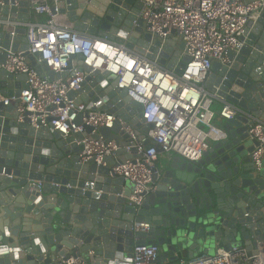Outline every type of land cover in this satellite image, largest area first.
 <instances>
[{
	"label": "water",
	"instance_id": "1",
	"mask_svg": "<svg viewBox=\"0 0 264 264\" xmlns=\"http://www.w3.org/2000/svg\"><path fill=\"white\" fill-rule=\"evenodd\" d=\"M144 2L58 0L57 5L58 13L65 15L79 33L107 37L183 74L191 59L185 43L177 37L163 45L153 40L138 16ZM31 20L27 0H20L19 6H11L8 0L0 5V21L24 24L14 29L15 35L10 30L0 31V63H5L9 50L27 52L25 24ZM242 40L243 47L230 54L233 63L214 62L204 83L208 91L217 93V100L237 110L233 118L224 120L222 129L227 137L212 142L197 161L174 156L161 165L153 179L155 188L145 193L140 205L127 201L133 183L109 174L115 164L113 157H104L101 164L94 158L80 162L83 145L78 142L93 127L86 125L84 132L64 137L49 127L30 126L26 115L21 120L19 97L27 87V75L2 69L0 264H49L56 255L75 253L89 261H130L134 246L140 244L158 246V262L174 264L180 259L210 255L217 247L251 249L255 239L264 241V163L261 170L255 169L251 153L258 142L248 133L252 119L264 118V8L248 22ZM37 55L28 57L39 73L43 75L45 70L50 79L61 76L46 63L39 64ZM85 69L91 70L88 66ZM93 76L102 85H110L90 92L96 82L87 85L92 80L87 76L83 91L88 94L78 101L88 102L98 92L105 102L112 101L107 106L99 102L97 108L116 112L125 107L120 115L136 128L139 139L145 138L146 149L152 147L151 139L139 130L148 132L154 127L145 124L142 105L132 100L127 90L117 87L115 75L96 70ZM121 128L116 121L112 128L102 127L91 138L122 136L127 140L119 150L123 161L135 155H122L130 135ZM39 181L43 182L41 190Z\"/></svg>",
	"mask_w": 264,
	"mask_h": 264
},
{
	"label": "built area",
	"instance_id": "2",
	"mask_svg": "<svg viewBox=\"0 0 264 264\" xmlns=\"http://www.w3.org/2000/svg\"><path fill=\"white\" fill-rule=\"evenodd\" d=\"M8 1L11 6L20 5V0ZM27 1L34 18L25 24L29 48L27 52L9 50L5 63H0V71L27 75V87L19 97L20 119L26 115L30 126L36 129L49 127L51 132L59 131L64 137L73 132H84L86 125L93 127V131L78 142L83 145L80 162L94 158L101 164L104 157H113L115 164L110 166L109 174L124 177L134 185L128 196L129 204H141L145 193L155 188L153 179L159 174L160 166L169 159L179 156L197 161L212 142L227 137L226 132L214 124L216 112L213 107L218 95L208 91L204 83L214 62L228 66L233 63L230 54L237 53L245 44L242 37L247 24L264 8V0H145L138 16L143 19L153 40H159L163 45L169 38L177 37L186 45L191 59L181 75L124 44L107 37L79 33L71 23H64L60 18L58 0ZM4 4L5 0H0V5ZM39 18L41 21L37 20ZM18 25L24 24L0 21V31L14 26L10 31L15 35L14 29ZM37 53L40 54L36 56L37 62L46 63L49 69L61 75L59 78L50 79L45 70L43 75L37 71L28 57V54ZM85 66L91 70L87 71ZM96 70L115 75L117 87L127 90V95L142 105L145 124L152 123L154 127L148 132L139 130L151 139L152 147L146 149L145 138L139 139L136 128L128 125L120 115L125 107L116 112L97 108L99 102L107 106L112 101L105 102L98 92L88 102L78 101L84 93L88 94L83 91L87 76H92L87 85L96 82L90 92L98 86L105 90L110 85V82L102 85L96 81L93 76ZM71 92L75 93L73 97ZM236 114L237 110L229 103L220 110L224 120ZM116 121L120 123L121 131L130 135L122 155H135L123 161L119 150L121 143L127 140L122 136L120 139L91 138L102 127L112 128ZM248 133L258 142L251 159L259 171L264 163V118L252 119ZM162 161L165 162L162 164ZM42 185L41 181L37 183L39 190ZM158 255V246L140 244L134 246L130 261L118 258L89 261L75 253L56 255L49 264H166L158 262ZM178 264H264V241L255 239L251 249L217 247L214 254L180 259Z\"/></svg>",
	"mask_w": 264,
	"mask_h": 264
},
{
	"label": "crops",
	"instance_id": "3",
	"mask_svg": "<svg viewBox=\"0 0 264 264\" xmlns=\"http://www.w3.org/2000/svg\"><path fill=\"white\" fill-rule=\"evenodd\" d=\"M60 18L62 19V21H63L64 23H71L65 15H60ZM32 20H34V18H33ZM35 20H36V19H35ZM37 20L41 21L40 18L37 19ZM71 24H72V23H71ZM13 28H14V26L10 27L9 30H12ZM215 103H219V105H220V106L218 105V106H219V109H218V107L216 106ZM215 103H214V107H213L214 110H215V112H216V117H215V119H214V124H215L218 128H223L224 119L220 116V110H221V108L223 107L224 104H223L220 100H216ZM164 162H165V161H162V164H163ZM165 164H166V162H165ZM166 264H170V262H169V263H166ZM174 264H178V261H175Z\"/></svg>",
	"mask_w": 264,
	"mask_h": 264
},
{
	"label": "rangeland",
	"instance_id": "4",
	"mask_svg": "<svg viewBox=\"0 0 264 264\" xmlns=\"http://www.w3.org/2000/svg\"><path fill=\"white\" fill-rule=\"evenodd\" d=\"M216 104V106L218 107V109H219V103H215ZM219 105V106H218ZM216 250H214V251H212V252H210V254H214V252H215Z\"/></svg>",
	"mask_w": 264,
	"mask_h": 264
}]
</instances>
